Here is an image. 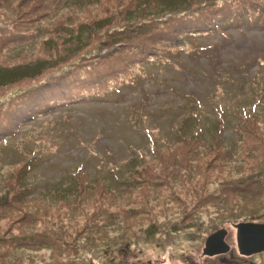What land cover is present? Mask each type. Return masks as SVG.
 Masks as SVG:
<instances>
[{
  "label": "rangeland",
  "instance_id": "rangeland-1",
  "mask_svg": "<svg viewBox=\"0 0 264 264\" xmlns=\"http://www.w3.org/2000/svg\"><path fill=\"white\" fill-rule=\"evenodd\" d=\"M94 1H4L0 5L3 66L29 67L28 62L34 66L35 56L53 63L51 47L41 43L57 37L48 30L52 24L65 21H60L62 12L74 16L77 22L90 21L104 4L111 5L110 12L114 6H123L119 0ZM14 20L12 27L4 29ZM238 25L225 32L232 38L230 41L219 39L225 37L220 34L206 38L217 45L209 57H199L191 50L170 54L174 65L166 58L145 59L136 66L120 63L115 67L119 71L106 79L97 74L99 83L83 84L80 76H68L63 71L61 75L68 76L67 82L77 78L85 89L73 97L74 87H65L63 81L52 82L57 89L44 98L53 101L51 97H65L66 102L60 104L63 107L58 105L34 117L28 116V108L21 107L24 121L12 124L17 129L4 134L10 136L0 144V152L7 153L0 154V183L7 190L3 200L6 206L0 205V264H264V250L241 253L236 240L238 221H264V164L254 158L238 161L240 145L228 144L229 140L222 151L234 154V160L216 156L214 148L204 152L203 141L197 147L192 137L180 134L189 125L179 120L189 109L180 102L193 99V92L203 102L202 108L209 106L208 93L216 106L228 103L243 108L258 95L257 80L249 81L248 73L250 77L262 71L259 84L264 85V63L252 59L253 55L264 58V24L252 28L244 26L243 21ZM246 36L257 45L245 42ZM140 40L122 37L105 43L103 55L93 54L90 59L96 60L99 67L108 66L130 55L127 45ZM195 42L193 45L203 44L200 39ZM27 44L29 52L12 55L13 49ZM18 75L0 91V96L5 97L0 99V117L9 112L11 105L24 104L34 97L33 92L27 94L33 79L19 84L22 79ZM127 79L135 80L137 85H122ZM109 80L118 92L104 94L100 90L102 86L108 88ZM216 87L222 90L216 92ZM225 88L232 92H224ZM246 88L249 91L241 94ZM190 89L194 90L186 92ZM262 97L261 102L264 92ZM9 100L13 101L7 103ZM228 117L232 118V113ZM199 123L209 124L197 121L193 125ZM256 124L248 132L243 124L232 129L237 131L233 136L241 135L239 140L250 148L252 142H259V155L264 154V116ZM148 131L154 132L156 142L146 136ZM23 135L17 144L21 156L24 151L31 155L26 162H19L11 155L19 150L10 142ZM131 150L143 154L141 167L152 170L154 177L137 183L131 191H112L99 183L86 186L85 177L92 180L104 172L103 164L119 166ZM19 170L37 178L30 186L28 180L21 182L23 194L11 192V187L4 184L9 174ZM130 174L133 178L137 175ZM58 180V184L63 183L61 188L68 189L70 185L76 194L61 195L54 186ZM237 180H248V189L238 185ZM220 228L226 230L224 240L229 249L205 253L207 236Z\"/></svg>",
  "mask_w": 264,
  "mask_h": 264
},
{
  "label": "trees",
  "instance_id": "trees-1",
  "mask_svg": "<svg viewBox=\"0 0 264 264\" xmlns=\"http://www.w3.org/2000/svg\"><path fill=\"white\" fill-rule=\"evenodd\" d=\"M4 1H13V0H0V5L3 4ZM38 2H48V0H36ZM55 1V0H51ZM60 1V0H58ZM99 0H95L94 2H98ZM107 1V0H106ZM120 3L123 4L120 8L113 7L112 12H110V8L108 4H104L103 7L94 15V17L90 21H79L77 22L74 16L67 15V12H62V16H60V21L65 18V21L52 24L51 28L48 31H53L55 38H50L48 40H44L41 43L43 47H51L52 52L49 54L50 57L54 58V62L48 64L45 61L44 57L35 56L34 60L36 64L28 62L29 67L21 66V65H13L10 67H4L5 64L0 61V91L4 90L8 85H11L15 81V76L18 75L22 80H18L19 84L23 81L32 80L31 85L35 83L42 82L45 79L50 78H64L61 73L63 71H67L68 75H78L80 76V80H83L88 74L93 77L98 73L106 77H110L113 75V70L115 67L113 64H110L105 67L97 66L96 60H91L90 58L96 51H102L103 47H95V44L92 43L94 37H100V39L105 43H111L122 37L127 38H140V41L133 42L131 48H133L134 59H139L140 56L150 55L151 57L155 53H158V49H162L163 51L171 50L175 44L179 42V36H182L183 39H188L187 32L189 31H198L210 25V20L213 16L220 21L221 24L225 26H230L237 21H239L243 16H248L249 24H262V15L264 14V0H119ZM203 1V2H201ZM206 4V5H203ZM76 12V11H74ZM187 17L188 20L180 19ZM19 18V17H18ZM17 18V19H18ZM16 19V20H17ZM12 21L10 25H4V29L10 28L15 24V21ZM120 24H124L120 26ZM2 25V24H1ZM0 25V26H1ZM89 26L91 34L88 37H85V29ZM40 30L43 29L42 25L39 27ZM37 30V29H36ZM61 33H65L61 35ZM109 35V37L107 35ZM1 36V34H0ZM188 41V40H187ZM186 40L182 42L185 44ZM190 45V43H187ZM29 44L23 45L21 47H17L11 51L12 55H18L20 53H26L31 50V47H28ZM87 45H91L89 48ZM86 47V48H85ZM138 48L141 51H136ZM148 52V53H147ZM147 53V54H146ZM3 55L1 52L0 57ZM156 59V58H154ZM44 63V64H43ZM43 64L44 67H40ZM4 65V66H3ZM26 67V68H25ZM76 72V74H74ZM77 79V78H76ZM262 79V71L259 72L256 78L253 80L256 81V91L258 95L255 99L251 101L250 106H246L243 108V105H237L238 108L234 107L231 104L224 103L225 106L221 110V117L218 122H227L229 125L235 124H243L244 130L248 132L249 128L256 126L257 122L263 118L264 116V100L261 102V96L264 92V85L259 84ZM96 83L95 81H93ZM262 86V88L260 87ZM46 89H48L46 87ZM109 90V89H107ZM248 90H244L241 94L247 93ZM51 94V93H50ZM5 98L0 96V99ZM61 99H64L61 97ZM197 102L190 101L189 109L186 110L183 115H181L180 120H184L188 122V126L185 130H180L181 135H188L189 137L200 139L203 138L200 133H196L198 131V125H194V128H190V124L196 123L200 116V109L198 107L192 108L195 106ZM261 108L259 109V107ZM206 110H204L205 112ZM234 111V117H228L229 113ZM203 113H201L202 115ZM211 116L210 111H206L205 117L209 119ZM218 120V118L213 117ZM243 121L241 123H238ZM179 134V135H180ZM149 139L153 142H156V136L154 134L148 135ZM215 137V136H214ZM240 137H235L233 135H229L228 144H238L240 145L241 150L239 152L241 155L237 158L238 161L241 159L254 158L256 161H260L264 164V154L262 152L257 155L260 148H257L256 145L259 142H252L251 148L250 146L244 144L240 140ZM148 140V138H147ZM188 143V142H186ZM202 142H195V144L200 146ZM227 143L225 144V146ZM255 145V146H254ZM203 151L209 152L211 148H214V153L219 157H234V154L226 153L222 151L223 146L216 141V138H213L211 143V147L209 143H203ZM153 152H156V149L153 148ZM6 155V154H4ZM132 154H130L124 161L117 167L114 166H106L103 164L105 169L104 172L98 174L93 177L92 180L90 176L85 177L88 180L86 186L90 184L97 183L102 186H106L112 191H122V188L127 191H131L135 187L137 183H140L143 180L151 179L155 175L152 174V170L146 171L143 166L142 161L144 160V156L140 155L139 157H135L132 159ZM174 162H179L181 159H173ZM172 160H170L171 162ZM131 162V163H130ZM130 163V165H129ZM117 172H114V171ZM144 171H146L144 173ZM136 172L137 175L131 177L130 173ZM24 176L19 172L18 174H9L7 176V181L4 182L5 185L11 187L12 191H18L17 194L20 193L21 189V181ZM244 177L243 179H245ZM24 179V178H23ZM242 179V180H243ZM124 183L123 185H119L117 182ZM250 180V179H249ZM56 181L55 185L58 188V192L61 195H71L74 193L72 187L70 185L69 188H61L60 186L63 183ZM248 180L243 183V181L237 180V184L241 187H248ZM75 184V182H74ZM85 186V187H86ZM248 189V188H247ZM83 188L79 191L81 192ZM1 191H7L1 187L0 183V205L6 206L4 204V198L6 197V192L2 194ZM120 193V192H117ZM79 194V193H78ZM13 199L15 198L12 195ZM8 201L10 196L7 197ZM34 239L35 237L32 236ZM32 239V238H31Z\"/></svg>",
  "mask_w": 264,
  "mask_h": 264
},
{
  "label": "water",
  "instance_id": "water-1",
  "mask_svg": "<svg viewBox=\"0 0 264 264\" xmlns=\"http://www.w3.org/2000/svg\"><path fill=\"white\" fill-rule=\"evenodd\" d=\"M236 227L237 248L241 253L250 254L264 250V221H238ZM225 234L224 228L209 234L203 251L207 254L227 251L229 245L224 240Z\"/></svg>",
  "mask_w": 264,
  "mask_h": 264
}]
</instances>
